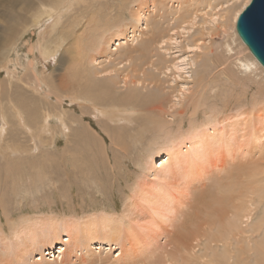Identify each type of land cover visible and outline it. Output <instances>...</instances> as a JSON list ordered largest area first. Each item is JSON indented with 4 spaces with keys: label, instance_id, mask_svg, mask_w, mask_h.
Segmentation results:
<instances>
[{
    "label": "rangeland",
    "instance_id": "obj_1",
    "mask_svg": "<svg viewBox=\"0 0 264 264\" xmlns=\"http://www.w3.org/2000/svg\"><path fill=\"white\" fill-rule=\"evenodd\" d=\"M198 1V3L195 2L197 4L195 5L199 10L196 9L195 6L191 8L192 12H195L196 15L195 25L191 26V23H182L180 19L175 20L176 16H180V13H175V16L170 21L173 16L170 10L175 12L173 7L177 5L176 0L173 2L165 1L160 7L154 6L155 4H153L151 0H121L122 10L117 12L113 20L116 21V23L117 21L121 22L120 28H124L125 30V39L120 40L118 36H115L113 41L110 42L109 52L117 56L124 49L137 46L142 39V34L154 28L156 22H158V24L162 22L163 30L165 29V33L169 34L164 40L154 46L151 51V56L149 55L148 57L150 60L149 63L147 62L146 67L142 69L146 70V72L152 76L153 81L157 80L155 82L158 83V86L162 85V91L165 90V92L163 91L161 93L163 96L161 99L162 107L166 111L164 115L162 113L159 114L163 115V117L170 122L169 128L173 130L174 135L180 132L179 125H181V122L183 132L189 129L192 120L198 125H202V122L206 123L209 121L208 119L212 117L210 112L213 110V113L216 112L215 117H217L216 119L218 120L213 121V123H208V127H206L207 124L206 126L203 125L209 128L210 132L213 131V127L209 124L217 123L218 128L222 129L224 132L233 130L232 135H236L234 141L237 142L238 140L240 142L238 134L244 133L247 139L250 140V146L254 148L256 146L259 147L260 142L264 141V137L261 139L262 141L256 140L257 135L261 134V137L264 135V67L260 65L258 61H255V56L252 55L248 46L241 40L236 32L237 20L234 22L235 12L242 9V6L247 0H229L231 2L225 3L223 6L222 3L228 0H223L222 3H219V0H207L208 2L206 0ZM78 2L79 3L75 4L76 8L74 7L69 14L66 12L68 6L62 12L63 18L59 25V30H61L64 37L66 36L65 30L68 27L66 22L71 20L69 17L74 12L76 13L77 11V13L80 12V14L86 16L84 20H81L82 23L79 24L76 29L77 32H82L83 28L89 26L87 17L92 18L98 15L104 18L105 15H101V11H106V4L108 3L110 7L111 4L117 5L118 3L115 0H101V2L100 0H81ZM103 2L105 3V7L103 6ZM1 3H3V5ZM124 3L126 4L124 5ZM88 4L89 7H87ZM5 7H7V9ZM19 7L22 8V10ZM9 8L12 12L14 11L17 13H11L10 11L8 13V10H10ZM32 8H35V6ZM32 8H26L21 2L7 5L5 1L0 0V113H2V115L0 114V196L5 198V202L2 203V206L0 205V229L2 230H5L6 226L10 227L12 225L4 217L5 214L2 212L4 207L10 211V216L18 221L27 215L32 217L50 215L62 219L64 216L70 217L73 210H79L83 205L116 206L121 211V208H123L124 204L129 200L126 199V195L131 196L136 190L138 192L141 188L138 187L139 185L147 192L148 189L150 191V189L152 190V188L156 187L157 183L163 184L162 182H164L158 180V176L155 175V172H159L157 169L162 168L160 164L162 161L166 160L167 157L164 153L161 154V158L160 156L157 157L154 151L158 150V148H163L164 146L160 147V145H164L168 141L167 138L169 136L167 135V131H162L160 127H155L152 130L147 129L149 121L147 120V123V121L144 120V117L147 115L146 112L139 113L138 116H140V119L137 118L138 121L132 122L124 119L122 121L118 120L121 116H112L117 120L114 122V120H110L107 118L108 116L102 114L100 110L99 112H95L92 108L90 109V107L89 110L85 108L83 110L85 113H83L82 107L89 106L88 104H83L82 101L77 103L76 100L67 98L62 109L66 110V112L70 111L68 113L72 114V116L80 117L81 119L77 121L78 123L76 122V124L74 123L70 126L76 133L73 131L70 132L67 129L66 131H62V129L59 128L60 121L58 122L56 118L54 119L55 116H51V128L47 132H40V125L43 120L42 116H38L39 122L37 121V125H39V128L37 129L31 124L29 125V131L25 126L20 124L17 119L18 117L13 114L15 111L12 110V103L22 108L23 105L29 104L32 100L31 98L35 99L36 97L34 96H37L35 99L36 102H42L45 98L39 92L33 91V86L37 85V79L35 78V72L31 66V61H36L39 71L44 69L45 66H43L41 62L42 57H40V52H43V47L40 46V43L44 42L43 45H50L47 39L49 37L44 40L42 39L41 32L43 31V26L41 28L29 27V29H27L28 31L26 30L25 34L23 33L25 25L22 21L24 20V16L27 15H25V13L30 14V9ZM226 8H229L227 15L224 12ZM124 9L125 11H123ZM184 11L185 10L181 13L186 15L187 11ZM132 12H139L140 19L137 20L132 15ZM113 20H111V22H113ZM223 21L225 22L224 25L222 23ZM16 22H19V24H16ZM20 22L22 24H20ZM85 23L87 24L86 26L83 25ZM65 25L67 27H65ZM6 32L10 35L8 36ZM57 33L58 32H54L52 36ZM4 38L7 40L5 41ZM71 40L72 37H70L68 42H71ZM8 41L13 44L11 45ZM119 42H121V44H118ZM228 43L233 48L232 51L228 50ZM70 55V51L66 52L63 61L59 63L58 66L55 65L57 58L50 57L47 61L48 63L46 62L47 76L50 75L49 78L52 76L56 79L58 74L65 73L71 65V61L68 60ZM56 57H58V55ZM246 60H248L247 62L255 61L252 64L253 69H250V71L248 69L244 70L245 67H241L242 61L246 62ZM107 61L101 58L98 61H94L91 66L102 68L104 65H107ZM150 62H153V64ZM128 67H131L129 63H118V70L112 73L113 77L117 78L119 81L117 87L118 91L126 92L130 86L132 87L134 85L129 79H127V83L124 81V75L128 72L125 69ZM200 75L202 76V81L199 82L198 77ZM104 77H106V75ZM37 86L35 88H38L43 95L47 92V86L43 84L42 88ZM150 88L156 91L159 90L156 85L153 87L148 86L145 90H149ZM194 93H196L197 96L194 95ZM30 96L32 97L30 98ZM68 96L69 95H67V97ZM53 100L56 101L55 98ZM6 108L7 110L5 111ZM179 110H183L184 114L181 113V116L180 113L176 115L175 113ZM3 113H5L6 116H3ZM220 120H223V122L218 124ZM29 123L32 122L29 121ZM247 123L249 126H246ZM139 124L141 127H138ZM203 126L200 127L204 129L205 127ZM132 129L135 130L136 134L130 135ZM140 129L144 131L139 132ZM32 130L35 133L36 142L33 140V137L30 136ZM110 131L115 132L114 138H116L119 144L113 143V137H111ZM246 131L249 132L247 133ZM89 133L93 134L95 140L90 138L91 136L88 137ZM124 133H126L127 138H125ZM84 135L89 140L84 141V138H82ZM165 135H167V138ZM117 136H119V140ZM123 141H129L130 145L125 147L122 144ZM189 145L190 142L186 141V143L182 145V149L185 151ZM253 147L252 149L249 147V149L254 152L255 149H253ZM206 148L210 150L212 149V145ZM152 150L153 154L148 158ZM218 151L217 149L216 153ZM59 155H61L62 158L59 157ZM257 155L258 154H255L253 158H256ZM219 158L220 157L215 154L213 160L217 162ZM86 160L89 161L90 169L88 168L85 170V174L88 177L83 178L84 175L79 169V163H83ZM153 161L157 168L147 170L148 166H152ZM75 162L76 166L73 165ZM92 162L94 163L92 164ZM106 163L109 166V172L112 173L110 175L115 178L117 185L121 184L118 182V180H121L123 184L121 192L118 191V187L114 192L109 194L103 191V180L101 178L102 175L105 177V172L102 166H106ZM92 167L95 168V171L91 169ZM62 168L65 170L62 171L60 175L59 172ZM177 171L175 170L174 173H172L173 175L164 183V186L168 185V187L173 188L168 189H171V192L174 191L176 194H178V191L180 192L181 190L182 192L184 190L182 185L185 184L180 174L176 173ZM69 174L71 175L67 176ZM217 175H219V172L218 174H210V178L206 180V182L208 181L207 184H213L214 181H216L215 176ZM178 179H181L183 182V184L181 182L179 184L182 188L179 187L177 183L175 184ZM15 181L18 185L21 184L20 186H23V183L25 184L24 181L27 182L24 193L17 190V185L14 184ZM148 183H152V188H149ZM129 184L130 186H127ZM164 186L163 188H167ZM22 188L24 189L25 187L23 186ZM175 188H177V190ZM122 190L126 192L123 193ZM197 190L199 189L197 188ZM140 196L141 195H137V193L134 195V200L137 201L138 207L140 206L137 208V211L141 214L146 212L145 214L147 215L149 211H152L150 208L151 202H149V199L148 201H140ZM256 198L257 196L255 199ZM256 202L257 205L259 203L257 199ZM70 203L73 205L70 206ZM147 203L149 204L144 205ZM140 208L142 209L139 210ZM256 209L253 213L254 216L243 223V226L248 227L245 234L248 235V237H244L245 240L243 239L242 241L243 245L240 246V243L236 244L235 242V248L232 247L230 249L233 251L232 255L234 258L231 259V261L234 264L238 258L244 259L240 260V264H264V244L262 242L264 239V224L263 229H261L262 232H253L254 224L257 223L260 217H264V199H261V203H259V206L257 205ZM151 213H153V211ZM2 219L3 222H1ZM141 220V222L148 223L151 221V217L147 215V219ZM137 228H139V225H137ZM259 240H261L263 246L261 252L259 251L261 254L254 248L255 243ZM7 241L8 240L2 242L4 247L0 251L7 249ZM164 241L165 240L161 238L160 244L164 243ZM205 247L206 243L204 240L200 243V246L196 248V252H198L197 255H202V258L204 255L203 253H205L204 258L200 260L199 264H206L209 262V259L210 264H224V259L214 258L213 261H211L213 258L212 254H214V252L212 253L211 251L215 247ZM216 248L217 250H214H216L217 253H227V249L222 243L216 246ZM249 248L251 250L247 251ZM106 249L104 253L110 252L113 258L120 254V250H114V247L113 250H110L108 246ZM241 249L245 251L243 254L239 251ZM58 250L59 247L50 250L54 252L47 254L46 259L53 262L54 260L60 261L61 255L60 250ZM220 253H218V255H220ZM210 255H212V258ZM250 255L251 257H249ZM32 256L35 260L38 259L37 261H40L39 258H41V256L37 254H33ZM74 257L75 254H73L72 258L79 262L80 253H77V256ZM32 260L31 258V261Z\"/></svg>",
    "mask_w": 264,
    "mask_h": 264
},
{
    "label": "bare ground",
    "instance_id": "obj_2",
    "mask_svg": "<svg viewBox=\"0 0 264 264\" xmlns=\"http://www.w3.org/2000/svg\"><path fill=\"white\" fill-rule=\"evenodd\" d=\"M3 1H5L7 5L21 2L26 8L35 6V8L30 9V14L25 13V15L27 14L29 16H24L23 21L19 19L25 25V28L23 27V33L25 34V31L29 29V27L41 28L43 26V31L41 32L42 39L44 40L49 37L47 39L50 45H43L44 42L40 43V46L43 47V52H40V57H42L41 62L42 65L45 66L44 69L39 71L36 61H31V66L35 72V78L37 79L36 82L38 86H36L42 88L43 84L48 88L47 92L43 95L38 88H35L36 86H33V91L39 92L45 97L44 100L42 102H36L35 99L37 96H34L36 97L35 99L30 96L33 101L31 100L29 104L23 105L22 108L12 103V110L15 111L13 114L18 117L17 119L21 125L25 126L29 131V125L31 124L37 129L39 128V125H37L38 116H42L43 120L40 125V132H47L51 128V116H55L54 119L56 118L58 122L60 121L59 128L62 129V131H66L67 129L70 132L73 131L76 133L70 126L80 121V117L72 116V114L68 113L70 111L66 112V110L62 109L66 99L72 98L76 100L77 103L82 101L83 104L89 105L82 107L83 113H85V111H83L85 108L89 110L90 107V109L92 108L95 112H99L100 110L102 114H105V116H108V119L114 120V122L117 120L112 116H121L118 120L122 121L124 119L132 122L140 119V116H138L139 113L146 112L147 115L144 117V120L149 121L147 129L152 130L155 127H160L162 131H167L169 137L167 138V135H165L168 141L164 145L158 143L160 147H164L154 151L157 157L160 156L161 158L162 153L167 157V159L160 164L162 168L157 169L159 172H155V175L158 176V180L164 181L162 182L163 184L157 183L156 187L152 188L153 182L148 183L149 188H152V190L150 189L149 191L148 189L146 192L138 183V187L141 188L138 192L137 190L134 191L131 196L126 195V199L129 200L124 204L123 208H121V211L116 206L83 205L79 210H73L70 217L64 216L62 219L50 215L35 217L27 215L18 221L14 220L15 218L10 216V211L4 207L2 210L5 214L4 217L12 225L10 227L6 226L5 230L0 229V250L4 247L2 242L8 240L6 242L7 249L0 251V264H199L200 260L204 258L205 253H203L204 255L202 258V255H197L198 252H196V248L199 247L200 243L204 240L206 243L205 248L215 247L211 251L212 253L214 252V254H212L213 258L212 255H210L212 258L211 261H213L214 258H219L225 260L224 264H234L231 261V259L234 258L232 255L233 251L230 249L232 247L235 248V242L236 244L240 243V246L243 245L242 241L243 239L245 240L244 237H248V235H245L248 227L246 226V228L243 226V223L254 216V210L257 205L259 206V203H261V199H264V141L261 140L264 135L262 137L261 134L256 136V140H261L262 142H260L259 147L256 146L254 148L250 146V140L247 139L244 133L238 134L240 142L238 140L236 142L234 141L236 135H232L233 130L224 132L222 129L218 128L217 123L209 124L213 127V131L210 132L209 128H206L208 127V123H213V121L218 120L216 119L217 117H215L216 112L213 113V110L210 112L212 120L209 118V121H204L206 123L202 122V125L195 124V122H193L194 120H192L189 129L184 132L182 131L181 122V125H179L180 132L174 135L173 130L169 128L170 122L163 117L166 110L162 107L161 98L163 96L161 93L163 91L165 92V90L162 91V85L158 86V83L155 82L157 80L153 81L152 76L146 72V70L142 69L146 67L147 62L149 63L150 60L148 57L149 55L151 56V51L154 46L164 40L169 33H165V29L163 30L162 22H159V24L156 22L154 28L141 35L142 39L137 46L124 49L117 56L110 54L109 47L113 38L118 36L120 40L125 39L124 35L126 33L124 28H120L121 22L117 21L116 23V21L113 20L117 12L122 10L123 1L115 0L118 2L117 5L111 4L110 7L108 3L105 7V3L103 2V6L107 9L106 11H101V15H105V17L101 18L98 15L92 18L87 17L89 26L83 28L82 32H77L76 29L79 24L82 23L81 20H84L86 16L80 14L79 11V13H77V11L76 13L74 12L69 17L71 20L66 22L68 27L65 25V27H67L65 30V37L61 33V30H59V25L63 18L62 12L68 6L66 12L69 14L75 7V4L79 3L78 1L81 0ZM151 1L155 4L154 6L160 7L165 1L173 2L174 0ZM197 1L198 0H176L177 5L173 7L175 12L170 10L173 15L170 21L175 16V13H180V16L175 17V20L180 19L182 23L188 22L191 23V26H194L196 15L195 12H192L191 8L194 6L196 7L197 4L195 2ZM249 1L250 0H247L244 5L247 6ZM222 2L223 0H219V3ZM229 2L231 1H224L222 6ZM1 4L3 5V3ZM125 4L126 3H124V5ZM243 6L242 9L235 12L234 22H236L239 14L245 8V6ZM87 7H89V4ZM5 8L7 9V7ZM22 8L20 9L22 10ZM196 9H198V7H196ZM183 10L187 11L186 15L181 13ZM9 11L11 13H17L14 11L12 12L11 9L8 10V13ZM123 11H125V9ZM224 12L227 15L229 8L224 9ZM20 13L23 14L22 12ZM132 15L137 20L140 19L139 12H132ZM111 20H113V22H111ZM224 21L222 22L223 25L226 22ZM17 23L19 24V22H16V24ZM20 24L22 23L20 22ZM83 25L86 26L87 24L85 23ZM54 32L58 33L52 36ZM6 33L8 36L10 35L8 32ZM70 37H72V40L68 42ZM6 40L7 39H5V41ZM118 44H121V42ZM227 48L229 51L233 50L229 43L227 44ZM69 51L71 55L68 60L71 61V65L68 67V70L65 73L58 74L56 79L52 76L49 78L50 75L47 76L46 74L48 59L50 57L57 58L55 65L58 66L59 63L63 61L64 54ZM57 55L58 57H56ZM101 58H104L105 61L108 60L106 62L107 65H104L102 68L91 66L94 61H98ZM247 61L248 60H246V62L242 61L241 67H245L244 70L248 69L250 71V69H253V62L258 60L256 59L253 62ZM118 63H129L131 66L125 69L128 72L124 75V81L127 83V79H129L134 85L132 87L130 86L126 92L118 91L117 87L119 81L112 75L114 71L118 70ZM150 63L153 64V62ZM258 63L262 65L259 61ZM103 75H106V77ZM198 81H202L201 75L198 77ZM154 85L159 88V90H157L159 92L155 89L154 91L153 88L145 90L148 86L153 87ZM67 95L69 96L67 97ZM194 95H196V93H194ZM54 98L56 101L53 100ZM6 110L7 108L5 111ZM5 113H3V116H6ZM179 113L180 116L181 113L184 114L183 110H179L175 114L178 115ZM0 114L2 115V113ZM223 120H220L218 124L223 122ZM29 121L32 123H29ZM247 125L248 123L246 126ZM200 126L205 128L202 129ZM138 127H141V125L139 124ZM200 128L201 130L198 132ZM140 131L144 130L140 129L139 132ZM246 132L248 133L249 131ZM114 133L115 132L110 131V135L113 137V143H118L116 138H114ZM124 134L125 138H127L126 133ZM133 134H136V132L132 129L130 135ZM30 136L33 137V140L36 142L33 130ZM119 136H117L118 140ZM88 137L95 140L92 133H89ZM82 138H84V141L89 140L85 135L82 136ZM186 141H189L190 145L184 151L182 145H184ZM122 144L125 147L130 145L129 141H123ZM209 145H212V149L210 150L206 148ZM249 147H251V149L253 147L255 151H251ZM217 149L219 151L216 153ZM152 154L153 150L149 153L148 158H150ZM215 154L220 157L217 162L213 160ZM255 154L258 155L256 158H253ZM59 157H61V155H59ZM93 163L94 162H92V164ZM154 163L153 161L152 166H148L147 170L157 168ZM79 164V169L84 175L83 178L88 177L85 174V170L88 168L90 169L89 161L86 160ZM73 165L76 166V162ZM102 168L105 172V177L102 175L101 178L103 180V191L109 194L114 192L118 187V191L121 192V187L123 185L121 180H118L121 184L118 183L119 185H117L115 178L110 175L112 173L109 172L107 163L106 166L103 165ZM91 169L94 170L95 168L92 167ZM64 170V168H62L61 171L59 170V174L61 175V172ZM175 170H178L176 173H179L183 182H185V184L182 185L184 190L182 192L181 190L180 192L178 191V194L174 193V191L171 192L173 188L168 187V185L164 186V183L173 175L172 173H174ZM218 172L219 175L215 176L216 181L208 185V181L206 182V180L210 178V174H218ZM70 175L71 174L67 176ZM24 182V189L22 188L23 186H20L21 184L18 185L16 181L14 183L17 185V190L21 193H24L27 187V182ZM180 182L183 184L181 179H178L175 184L177 183V185L181 187V185H179ZM130 184L127 186H130ZM163 186L167 188H163ZM168 188L171 189L169 190ZM197 188L200 191L197 190ZM175 189L177 190V188ZM124 190H122L123 193L126 192ZM136 193L137 195H141L140 201H148L149 199V202H151V206H149L153 213H151L152 211L147 213L148 217H151V221L148 223L141 222V219H147V215L145 214L146 212L144 213L142 211L144 214H141L137 211V208L140 206L138 207L137 201L134 200V195H136ZM256 196L259 202L257 205ZM3 202H5V198L0 196L1 206ZM71 203L70 206L73 205ZM148 204L149 203L144 205ZM141 209L142 208L139 210ZM1 222H3V219ZM263 224L264 217H260L257 223L254 224L255 226L253 225V232L261 231V229H263ZM137 225H139V228H137ZM161 238L165 240L162 244H160ZM262 242L264 244V239ZM262 242L259 240L255 243V247L253 246L258 252H261V248L264 246H262ZM220 243L226 247L227 253L225 252L224 254L221 252V254L218 252L220 253V255H218L216 246ZM107 246L110 247V250H113V247L114 250H120V254L113 258L110 252L104 253ZM58 247L61 255L60 261H48L46 255L54 252L50 250L57 249ZM250 250L249 248L247 251ZM239 251H241L242 254L245 252L243 249ZM77 253H80L79 262L72 258L73 254H75L76 257ZM33 254L41 256V258H39L40 261H37L38 259L35 260L32 256ZM249 257H251V255ZM31 258L33 259L32 261ZM240 260L244 259L238 258L235 264H240ZM208 261L209 262H206L210 264V259Z\"/></svg>",
    "mask_w": 264,
    "mask_h": 264
},
{
    "label": "water",
    "instance_id": "obj_3",
    "mask_svg": "<svg viewBox=\"0 0 264 264\" xmlns=\"http://www.w3.org/2000/svg\"><path fill=\"white\" fill-rule=\"evenodd\" d=\"M236 31L264 67V0H251L239 14Z\"/></svg>",
    "mask_w": 264,
    "mask_h": 264
}]
</instances>
